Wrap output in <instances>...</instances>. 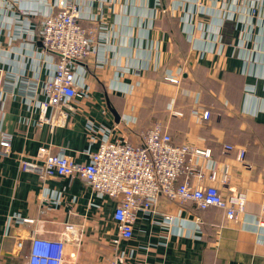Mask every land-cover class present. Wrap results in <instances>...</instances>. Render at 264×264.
Wrapping results in <instances>:
<instances>
[{
	"label": "crops",
	"instance_id": "crops-1",
	"mask_svg": "<svg viewBox=\"0 0 264 264\" xmlns=\"http://www.w3.org/2000/svg\"><path fill=\"white\" fill-rule=\"evenodd\" d=\"M57 1H0V139H10L7 155L0 147V264H20L28 252L16 217L34 219L41 238L66 234L64 264H264V0L245 7L227 0H73L81 26L93 31L94 52L78 68L88 97L61 108L63 126L38 127L37 102L54 58L43 53L36 31ZM177 70L174 85L166 75ZM89 122L135 146L161 123L174 145L210 150L219 177L227 167L228 182L204 184L223 197L243 194L244 212L229 220L222 209L161 197L156 215L141 217L131 239L114 243V200L97 197L77 177L41 181L18 168L41 147L87 162L97 148ZM226 145L233 150L224 152ZM17 239H25L21 251Z\"/></svg>",
	"mask_w": 264,
	"mask_h": 264
},
{
	"label": "built area",
	"instance_id": "built-area-1",
	"mask_svg": "<svg viewBox=\"0 0 264 264\" xmlns=\"http://www.w3.org/2000/svg\"><path fill=\"white\" fill-rule=\"evenodd\" d=\"M227 1L245 7L259 0ZM52 9L50 14L39 19L36 31L43 53L54 58L53 71L41 90L43 99L37 102L39 118L36 125L51 128L64 125L67 114L61 110L62 107H70L72 101L88 97L87 89L80 84L78 68L94 52L93 31L81 26L78 4L73 0H59ZM166 80L179 85L181 72L169 71ZM49 109L53 112L48 117ZM208 117L207 111L200 115L202 120ZM86 130L90 144H97L96 150L88 152L87 162L77 163L63 151L53 153L49 147H41L34 157L20 158L18 168L21 172L37 175L41 181L55 176L77 177L97 197L114 200L112 219L118 234L114 243L119 239H131L133 226L141 217L156 215V204L161 197L178 203L192 202L198 210L222 209L229 220L244 212L243 194L231 193L223 197L215 186L204 184L206 180L227 184V167L222 168L219 177L218 166L212 160L210 150L174 145L161 123H156L138 146L132 145L125 137H111L110 130L97 127L92 122ZM0 147L4 155L9 153L8 136L0 139ZM232 150L230 145L224 147L226 152ZM244 156V149H238L237 160L242 162ZM182 176L185 179L179 182ZM161 216L164 222L171 220L166 214ZM15 222L25 231L26 240L30 243L20 264H64L66 234L58 240H48L38 236L34 219L16 217ZM259 223L264 227L263 219ZM24 240L17 239L19 251L23 249Z\"/></svg>",
	"mask_w": 264,
	"mask_h": 264
},
{
	"label": "trees",
	"instance_id": "trees-1",
	"mask_svg": "<svg viewBox=\"0 0 264 264\" xmlns=\"http://www.w3.org/2000/svg\"><path fill=\"white\" fill-rule=\"evenodd\" d=\"M144 136V135H143ZM143 138V137H142ZM141 141H142V139H141ZM224 152H226V151H224Z\"/></svg>",
	"mask_w": 264,
	"mask_h": 264
}]
</instances>
